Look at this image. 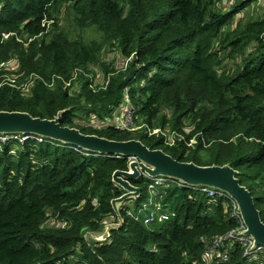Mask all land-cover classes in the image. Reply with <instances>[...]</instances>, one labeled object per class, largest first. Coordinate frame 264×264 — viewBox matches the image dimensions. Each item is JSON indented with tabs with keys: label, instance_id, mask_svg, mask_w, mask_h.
<instances>
[{
	"label": "trees",
	"instance_id": "1",
	"mask_svg": "<svg viewBox=\"0 0 264 264\" xmlns=\"http://www.w3.org/2000/svg\"><path fill=\"white\" fill-rule=\"evenodd\" d=\"M225 1L0 0V65L14 58L20 82L33 84L30 94L3 85L0 69V113L61 115L63 127L87 136L140 141L201 167L229 165L264 223V20L237 22L255 0L220 8ZM65 6L102 40L86 45L48 32ZM109 52L124 60L118 72L103 63ZM92 67L104 70V87L86 78ZM126 92L136 131L115 125ZM43 139L0 143V264H264V253L245 255L239 244L225 262L208 256V241L239 225L225 199L176 181L157 194L174 216L146 225L144 176L131 182L138 199L113 208L127 193L113 176L129 171L128 159Z\"/></svg>",
	"mask_w": 264,
	"mask_h": 264
},
{
	"label": "water",
	"instance_id": "2",
	"mask_svg": "<svg viewBox=\"0 0 264 264\" xmlns=\"http://www.w3.org/2000/svg\"><path fill=\"white\" fill-rule=\"evenodd\" d=\"M35 135L59 141L80 149L106 156L137 160L129 166L130 170L118 171L113 182L127 193L112 202L118 212L119 205L129 199L137 198L141 190L131 184L142 174L150 178H165L179 181L189 187H206L227 194L239 208L246 226L244 236L255 241V247L264 246V223L250 191L240 184L237 172L229 165L201 167L194 163L174 160L162 150H150L140 141L115 142L97 136H87L79 130L63 127L61 115L55 120L33 118L25 113H0V135Z\"/></svg>",
	"mask_w": 264,
	"mask_h": 264
},
{
	"label": "rangeland",
	"instance_id": "3",
	"mask_svg": "<svg viewBox=\"0 0 264 264\" xmlns=\"http://www.w3.org/2000/svg\"><path fill=\"white\" fill-rule=\"evenodd\" d=\"M232 1L233 0H226L224 4L220 5L219 7L221 8L224 6L223 8H229L230 6L229 4ZM54 16H55L54 21H51L47 25L48 32L56 31V33L63 34L70 41H82L86 45L97 43L102 40L101 34L98 33L97 31L93 29H86V28L83 29L77 25L76 17L69 6H65L62 9H58L54 14ZM257 20H264V0L253 1V3L237 17V22L239 21L250 22ZM4 38L7 39L8 36L4 35ZM18 41H20L19 38ZM11 53H12V48L8 49L7 56L10 55ZM103 63L110 69L116 70L117 72L125 66L124 60L122 59L121 55L118 52H109L104 54ZM226 64H228L227 68L230 70L233 64V60L227 59ZM0 69L3 74L2 75L3 85H8L18 90L20 89L26 94H30L31 87L33 85L31 83L32 77H30L28 81L20 82V79L24 77V73L21 72V66L17 62V60L13 58L11 61L1 64ZM90 70H91V74L89 76H86V78L88 80H93L97 87L100 88L104 87L105 81L107 79L104 70H102L101 67H92ZM75 83H76L75 85L76 87L74 88V91L78 92L81 87V83L79 82V80H77V78H75ZM67 86H69V84ZM90 120L94 121L95 117H91ZM117 122H119L118 119ZM135 126L138 127L139 123L136 122ZM184 130L186 134H189L190 132L189 129L185 128ZM164 135L167 138L171 137L170 143L174 142V136H175L174 134H169L168 132H165ZM195 144H196V140H192L189 146ZM208 147L209 146L207 145L204 147L201 153L202 155H205V153L208 150L207 149ZM171 187L168 188L171 190ZM167 193L169 194V192ZM150 194L146 203H151V196H152V203H151L152 205L147 207L146 209L144 207V209L146 210V212L144 213V217L148 218L154 215L155 216L154 218H156L163 213L161 210L164 207L163 201L165 197L163 196V199L157 200V197H155V192L154 193L150 192ZM129 203H130L129 205H131L132 201H130ZM93 239H95V241L102 240L101 237L98 238L93 237Z\"/></svg>",
	"mask_w": 264,
	"mask_h": 264
},
{
	"label": "built area",
	"instance_id": "4",
	"mask_svg": "<svg viewBox=\"0 0 264 264\" xmlns=\"http://www.w3.org/2000/svg\"><path fill=\"white\" fill-rule=\"evenodd\" d=\"M119 113V116L115 120V125L119 130L122 131H136L138 128L135 126V110L133 108L132 102L129 97V93L126 92L124 103L121 105L120 109L117 111ZM117 119L119 122H117ZM161 133V131H155L152 133V135L156 134L158 135ZM165 136V135H164ZM30 140L43 142L44 139L39 136L35 135H0V143L5 144L8 142H19L21 144H24ZM171 137H166V146H173L175 144V136H174V142L170 143ZM129 160V166L132 162L136 161L137 159L135 157H131ZM130 170V168H129ZM145 178L150 180L149 185V193L155 192V197H157V194L159 193V190L167 189L168 187H171L172 184L176 183V181L165 179V178H150L147 174H142ZM179 183V182H178ZM180 186L185 187V185L179 183ZM201 194L208 195L210 198H223L228 202L229 211L231 213V216L233 219H235L238 222L237 229L231 231L223 238H214L212 240L208 241L207 244V254L212 260H216L219 262H225L229 258L230 249L236 245H242L245 247V255H253V254H259L264 253V246H257L255 247V241L251 237L244 236L243 233L246 231L245 223L242 219V216L240 214L239 208L237 203L231 199L227 194L215 191L211 188L201 187L199 188ZM151 195V194H150ZM163 199L160 197H157V200ZM151 203H152V196H151ZM150 203L149 206L152 204ZM149 206H146L145 209ZM144 209V210H145ZM160 209V208H159ZM163 213L159 215L158 217L154 218L148 217L145 220L146 225L151 224L155 220H158L159 222H165L170 219L171 216H174V214L171 215V213L165 212L164 207L161 210Z\"/></svg>",
	"mask_w": 264,
	"mask_h": 264
},
{
	"label": "bare ground",
	"instance_id": "5",
	"mask_svg": "<svg viewBox=\"0 0 264 264\" xmlns=\"http://www.w3.org/2000/svg\"><path fill=\"white\" fill-rule=\"evenodd\" d=\"M178 137V136H177ZM100 155V154H99ZM128 170V169H127ZM142 178V177H141ZM175 185V184H174ZM199 189V188H198ZM136 199H138V198H136ZM115 212V211H114Z\"/></svg>",
	"mask_w": 264,
	"mask_h": 264
}]
</instances>
